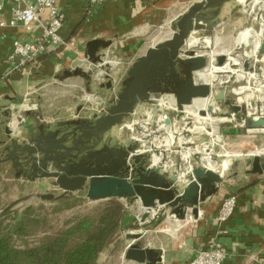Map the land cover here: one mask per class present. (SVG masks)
I'll return each mask as SVG.
<instances>
[{
	"label": "crops",
	"instance_id": "crops-1",
	"mask_svg": "<svg viewBox=\"0 0 264 264\" xmlns=\"http://www.w3.org/2000/svg\"><path fill=\"white\" fill-rule=\"evenodd\" d=\"M194 1L117 0L103 5H88L81 0H56L64 14L58 34L64 41L72 40L74 44L50 48L36 60L22 65L18 56H12L13 43L34 41L41 33L46 14L43 13L28 30L21 22L9 23L12 0H0V121H5L12 136L27 138L37 134L41 125L46 127L74 118L78 108L80 113L87 115L105 111L114 90L106 88L107 80L101 81L95 74L110 71L120 83L130 67L129 61L133 62L149 46L168 37L175 19ZM223 28L217 26L215 34ZM91 39L110 41L104 52L107 56L121 59V64L109 65L107 69L100 65L97 71L84 70L90 78L67 73L80 68L78 64L81 62L91 63L84 55L85 44ZM23 97H27V104L22 102ZM192 104L185 109L192 110L194 116L198 109H204L203 98H194ZM22 117L23 120L20 119ZM205 124L210 123H201ZM115 135L112 143L129 141L123 123ZM262 149L255 150L253 154L259 155ZM200 150L204 152L205 148ZM225 155L216 171L224 177L217 193L199 202L196 215L191 214V221L179 222L169 214V208L163 207L166 212L164 224L168 229L160 228L155 221L146 224L143 227L145 231L129 228L124 232L125 249L131 241L129 234L140 231L143 235H151L147 243L161 249V264H188L199 250L216 240L222 243L226 254L222 264L264 263V173H247L248 167L227 173L230 164L224 165L229 154ZM207 156H203V164L213 170L216 162L209 160L207 166ZM164 170L161 168L168 181L171 171ZM9 190L14 196L21 193L25 195L23 197L47 191L60 192L51 185L50 179L30 181L23 175L17 176L8 163H2L0 193ZM229 194L236 195V206L231 217L220 225L215 216L223 198ZM136 207L137 202H134L132 209H126L124 226L134 221L133 210ZM188 215L189 212L187 218Z\"/></svg>",
	"mask_w": 264,
	"mask_h": 264
},
{
	"label": "water",
	"instance_id": "water-1",
	"mask_svg": "<svg viewBox=\"0 0 264 264\" xmlns=\"http://www.w3.org/2000/svg\"><path fill=\"white\" fill-rule=\"evenodd\" d=\"M237 1L196 0L189 4L175 19L170 35L149 46L133 61L105 111L87 115L80 113L78 108L74 118L46 127L41 125L37 134L27 138L12 136L5 121H0V164L8 163L17 176L23 175L30 181L50 179L51 185L60 192L39 193L37 196L41 200H58L84 191L89 201L117 198L125 205L137 202L135 211L138 214H143L146 208L162 206L169 208V214L177 220H184L188 212L196 215L199 202L217 193L223 174L199 162L192 166L187 182L179 186L174 171L165 168L164 171H171L167 181L162 167L146 165L149 154L130 156L136 142L112 143V140L116 138L117 128L128 117L142 113L144 103L152 105L150 116L159 120L153 98L163 93H173L177 119L184 115L185 106L191 105L194 98L209 96L210 85L194 79L207 70L208 56L196 52L197 44H190L189 39L194 34L205 36L214 31ZM109 45L110 41L91 39L85 44L84 55L93 64L102 63L106 56L104 50ZM258 54H264V40ZM215 60L220 66L225 57L215 55ZM108 66L101 64V68ZM243 68L248 69L247 60ZM67 73L90 78L80 68ZM178 73L184 77L175 79ZM173 80L176 81L173 83ZM105 87L111 88V78L107 79ZM215 98L226 106L225 113L242 112V104L224 97L222 90ZM206 112L212 113V107L208 106ZM198 113L203 115L205 111ZM246 124L248 128H264V117L257 120L247 117ZM130 159L131 164L128 163ZM247 162L250 165L247 173H264L260 155H253ZM23 199L9 203L0 211V217ZM143 237L140 231L129 234L131 241L123 253L124 258L139 264H161V249L152 247Z\"/></svg>",
	"mask_w": 264,
	"mask_h": 264
},
{
	"label": "built area",
	"instance_id": "built-area-1",
	"mask_svg": "<svg viewBox=\"0 0 264 264\" xmlns=\"http://www.w3.org/2000/svg\"><path fill=\"white\" fill-rule=\"evenodd\" d=\"M81 1L85 2L88 5H103L108 2L117 0ZM259 11H262V14H260L259 17L261 23H264V10H260L258 8V11L255 13V15ZM43 13L46 14V18L43 22L40 35L34 41H14L13 43L12 56H18L19 62L22 65L36 60L40 55L48 51L50 48L61 44H74V41L72 40L64 41L58 34V29L62 25L64 20V14L57 5L56 0H12L11 19L9 23L15 24L17 22H21L26 29L30 30L32 23L34 21H37ZM216 38L217 36L215 35V39ZM263 40L264 38H262V40L259 41L255 46L257 55H259L258 50ZM198 46L199 44H197V47ZM247 46H251L252 48V42L248 43ZM197 47L195 48L196 52L207 54L208 68L213 65L218 67H223L224 65L230 66V69H217V73L220 76L228 75V78L225 81L220 82L214 80L209 83L211 91L209 96L205 98L207 100L208 106L212 107V113L216 112V110H219V105H221L219 104V102L222 101L217 100L215 98V94L222 90L224 93V97H231L235 100L236 103H240L243 106L242 112L229 113L230 117H225L226 120L232 119L236 121L235 125L246 126L247 117H250L253 120L264 117V111L262 110L264 100L260 99V88H264L263 64L260 61L254 59V57L250 54L244 56L241 64L228 60L224 55L225 61L222 65L219 66L216 63L215 55L222 54H210L209 52H201L200 50H197ZM237 55L239 54L234 53L232 57H235ZM245 60H247L248 62V69L243 68V62ZM104 63L111 66H116L118 64H121V59H115L110 57L109 55H106L102 63L93 64L81 62L78 65L85 71H97L99 66ZM132 63V61H129V65H131ZM250 71L256 74V79L252 78L253 76L250 74ZM238 74L241 75L240 78L238 77ZM95 75L98 77V79H101V81L111 78V87L114 90L112 91L113 95L117 93L120 87V83L119 81H116V79H114L110 71H105L104 73L103 71H100ZM106 75L107 78L105 77ZM232 77L233 80H231ZM194 79L196 78L194 77ZM229 82L231 83L228 84ZM232 84L233 86H231ZM236 88L240 89L241 95L243 96L246 94H250V99L248 100L244 97L240 98L239 100L237 92L234 91V89ZM168 97L172 99L171 103L168 101ZM153 99H155L157 103V112L160 115L159 120L150 116V112H153L152 105L144 103L143 111L141 114L136 116L131 115L130 117H128V123L123 122V126L127 130L128 140L137 143L136 148L131 151L130 156L135 154H149L150 159L149 161H147V164L149 166H159L164 169L166 168L174 171L175 175L177 176L176 183L179 186H182L189 179L192 166L199 162L203 164V155L207 154L208 157L213 160V144L215 143L214 138L217 137L216 132H218V129L217 131H213L209 124H205L203 125V127L198 129V132H196L194 130L196 129L195 126L197 125L196 117L192 115V113L187 112L185 108L184 115L181 118L177 119V107L172 92L163 93L159 97ZM161 100H163L167 105L162 104L160 102ZM22 102L24 104H27V97H23ZM192 105L193 104L185 107H191ZM221 108H223V112L225 113V106L222 105ZM199 110L205 111L204 109H198V111ZM20 119L23 120V117ZM166 119H169V122H166ZM257 129L259 128L247 127L246 131L249 133H261L254 132ZM182 143H189L193 146L191 148L187 147L186 152L182 153ZM201 148H205L204 152L200 150ZM185 154L187 155V157H184ZM176 155H178V158H174ZM155 157L158 158L157 161H155ZM131 162L132 160L130 159L128 163L131 164ZM236 202L237 197L235 194H229L223 198L215 216L218 224L223 225L231 217L234 207L236 206ZM163 212L164 210L162 206H155L146 208L143 214L137 213L138 215L136 216V219L138 220V224L140 225L139 230L145 231L143 230V227L146 224L155 221ZM192 219L193 216L191 214L188 215V218L186 214L184 220L178 221L188 223ZM219 232L222 233L224 232V230ZM225 257L226 254L222 243L216 240L209 247L199 250L188 264H222L225 260Z\"/></svg>",
	"mask_w": 264,
	"mask_h": 264
},
{
	"label": "rangeland",
	"instance_id": "rangeland-1",
	"mask_svg": "<svg viewBox=\"0 0 264 264\" xmlns=\"http://www.w3.org/2000/svg\"><path fill=\"white\" fill-rule=\"evenodd\" d=\"M245 1V2H244ZM243 2H236L231 10L225 16V23L221 26H224L223 30L220 33L215 34L214 31H211L205 36L210 37L211 44L209 47H202V44H199L197 50L201 52H210L218 51L224 52L228 51L231 48V56L234 53L239 55H248L251 50V46H247L244 44H238L236 41L241 37H245L247 42H254L255 37L250 29H244V27L251 26L252 24L255 29L259 28L261 20L260 14L262 11H258V6H254L253 11L249 10V6L251 5L252 0H244ZM248 5V6H247ZM243 10V11H242ZM248 15V16H247ZM252 16V17H251ZM256 17L254 21L251 19ZM242 18V19H241ZM245 18V19H244ZM259 18V19H258ZM236 21V22H235ZM246 21V22H245ZM253 22V23H252ZM236 24V25H235ZM249 24V25H248ZM238 26V27H237ZM174 24L171 26L173 29ZM257 27V28H256ZM242 28V29H241ZM216 29V28H215ZM244 29V30H243ZM197 36V34H194ZM215 35L217 36L215 40ZM203 37V36H202ZM235 39L234 44L233 41ZM218 44V45H216ZM214 45H216L214 47ZM233 46V47H232ZM235 51V52H234ZM247 58V57H246ZM202 73L198 74L197 78H200ZM234 77V75H233ZM233 77L231 80H233ZM229 82L228 84H230ZM233 86V84L231 85ZM237 89V88H236ZM234 89V91L236 90ZM219 110L211 113L213 117H227L229 113H224L222 105L223 102H219ZM225 106V105H224ZM226 108V106H225ZM187 112L192 113L193 111L190 109H186ZM219 115V116H218ZM202 119L196 118V126H201ZM125 123L129 122L127 118ZM236 121L232 119L223 120L218 123V132H216L217 137L214 138L215 143L213 144V160L218 162V167L222 164L223 159L226 157L225 153L229 154L228 158L230 159L229 169L227 173H229L232 169H243L244 167L250 168L247 160L253 157V153L255 150H260L264 148V132L261 133H249L246 131V126L235 125ZM194 124V123H193ZM195 126V127H196ZM203 126V125H202ZM217 131V126H215ZM126 130V129H125ZM183 148H181V152H186L187 147H192L193 145L181 144ZM262 149L260 152H263ZM174 158H178L176 155ZM260 160L264 162V154L260 155ZM14 188V186H11ZM8 190V189H7ZM13 192H15L13 190ZM57 193L56 191H53ZM25 196V195H23ZM20 193L18 196H14L12 191H4L0 193V211L4 209L9 203L12 201L23 197ZM119 200V199H118ZM103 200L98 201H89L84 191H77L73 194L66 197L65 200H41L37 195H31L24 197V199L17 204L12 210L8 211L4 216L0 217V228L4 229L10 227L18 218L21 216L28 217H38L39 224L36 225L34 232L28 235H13L11 238V243L16 247H24L26 245H34L38 242V240L44 234L43 231L48 233L57 231L60 228H63L65 224L68 222L75 221L77 217L82 216L83 214H90L93 209L99 205ZM121 201V200H119ZM122 202V201H121ZM123 203V202H122ZM124 204V203H123ZM125 205V204H124ZM126 209H132V205H125ZM134 209V208H133ZM134 221L131 226H123L121 230L118 231L117 235H115L105 246V248L99 253L96 264H130V260H126L123 256L125 245H126V237L124 236V232L131 228L132 230H139L140 225L138 224V220L136 216L138 215L135 210ZM6 216V217H5ZM166 217V212L162 213L156 220L155 224H159L160 228L164 230L168 229L165 227L166 224L164 218ZM149 225V224H148ZM151 237V235L145 234L142 239L147 242V239Z\"/></svg>",
	"mask_w": 264,
	"mask_h": 264
},
{
	"label": "trees",
	"instance_id": "trees-1",
	"mask_svg": "<svg viewBox=\"0 0 264 264\" xmlns=\"http://www.w3.org/2000/svg\"><path fill=\"white\" fill-rule=\"evenodd\" d=\"M125 212V205L117 198L105 199L90 214L63 228L43 231L36 244L16 247L12 236L28 235L40 222L38 217L21 216L10 227L0 228V264H96L99 253L124 226Z\"/></svg>",
	"mask_w": 264,
	"mask_h": 264
},
{
	"label": "bare ground",
	"instance_id": "bare-ground-1",
	"mask_svg": "<svg viewBox=\"0 0 264 264\" xmlns=\"http://www.w3.org/2000/svg\"><path fill=\"white\" fill-rule=\"evenodd\" d=\"M244 0H238V2H243ZM245 2V1H244ZM248 6V5H247ZM254 6H258V8L260 9V10H264V0H252L251 1V5L248 7L249 8V10L247 11V13L249 12V11H253V9H254ZM243 11V10H242ZM254 14H255V12H254ZM248 16V15H247ZM252 17V16H251ZM262 17V16H261ZM263 18V17H262ZM242 19V18H241ZM245 19V18H244ZM254 17L251 19L252 21H254ZM259 19V18H258ZM256 20V19H255ZM236 22V21H235ZM246 22V21H245ZM253 23V22H252ZM236 25V24H235ZM249 25V24H248ZM251 26H247V27H244V29H250V31H252L253 32V34H254V37H255V41L252 43L253 44V47L251 48V50H250V52H249V54L250 55H252L253 57H254V59H256V60H258V61H260L262 64H263V74H264V54H260V55H257V51H256V44L259 42V41H261L262 40V38H264V23H261V26H259V29L257 28V29H255L254 28V26L252 25V24H250ZM221 26V25H220ZM238 27V26H237ZM242 29V28H241ZM243 29V30H244ZM217 35V34H216ZM234 39V38H233ZM216 40V39H215ZM238 44H245V45H247L248 43H251V42H247L246 41V38L245 37H243V36H241L237 41H236ZM189 43L190 44H202V45H204V46H209L210 44H211V39H210V37H208V36H195V35H191L190 36V39H189ZM233 43L234 44H237V43H235V39H234V41H233ZM216 45H218V44H216ZM216 45H214V47L216 46ZM233 47V46H232ZM234 49V48H233ZM232 48L230 49V50H228V51H222V52H218V51H212L211 50V52H209L210 54H222V55H225L226 57H227V59L228 60H231L232 62H235V63H238V64H241L242 63V61H243V59H244V56H246L245 54H243V55H237V56H235V57H232V56H230V53H231V51L233 50ZM235 52V51H234ZM220 70V69H230V66L229 65H224L223 67L221 66V67H218V66H211V67H209V68H207V70L205 71V72H203L202 74H203V77H205L204 78V80L205 81H203L202 80V76L200 77V78H196V79H198V80H201V81H203V82H206V83H211L212 81H225L227 78H228V75H226V76H220L218 73H217V71L218 70ZM250 74L253 76L252 78H254V79H256L255 77H256V74L254 73V72H252V71H250ZM238 77L240 78L241 77V75L240 74H238ZM236 92H237V94H238V98H239V100H240V98H246V99H250V97H251V95L250 94H246V95H241V91H240V89L238 88V89H236L235 90ZM260 92H261V95H260V99H262V100H264V88H260ZM198 98H200V97H198ZM168 99V101L171 103L172 102V99L171 98H167ZM204 99V110L205 111H207V108H208V104H207V100H206V98H203ZM161 102H164L163 100H161ZM169 102H168V104H169ZM164 104H166V103H164ZM167 105V104H166ZM190 108V107H189ZM194 108V107H193ZM196 109V108H195ZM262 110L264 111V103H263V105H262ZM219 116V115H218ZM197 119H202L201 121L204 123V122H208L209 121V125L211 126V128H212V130L213 131H215L213 128H215V126H217V129H218V123L221 121H223V120H226V118L225 117H213V115L211 114V113H208V112H205V114H203V115H201V114H199L198 113V111H197V113H196V116H195ZM230 116H228V118H229ZM236 123V122H235ZM201 127H203L202 125L201 126H196V129H194L196 132H198V129H200ZM254 132H264V128H259V129H257V130H255ZM259 155H261V154H264V151L263 152H259L258 153ZM256 155V154H255ZM204 156V155H203ZM202 156V157H203ZM184 157H187V155L185 154L184 155ZM206 157V156H205ZM207 158H208V161H206V164H207V166H208V163L207 162H209V160L210 161H215V160H212V159H210L208 156H207ZM158 160V158H156L155 157V161H157ZM203 160H204V157H203ZM205 161V160H204ZM216 162V161H215ZM230 164V159H228V160H226V164L224 165V167H227L228 165ZM217 168H218V164H217V162H216V166H215V168L213 169V170H215V171H217ZM219 173H221V172H219ZM222 174V173H221Z\"/></svg>",
	"mask_w": 264,
	"mask_h": 264
},
{
	"label": "flooded vegetation",
	"instance_id": "flooded-vegetation-1",
	"mask_svg": "<svg viewBox=\"0 0 264 264\" xmlns=\"http://www.w3.org/2000/svg\"><path fill=\"white\" fill-rule=\"evenodd\" d=\"M183 77H184L183 74H181V73L179 74V73H178V74L176 75L175 79H181V78H183ZM175 81H176V80H173V83H174ZM171 83H172V82H171ZM163 85H164V84L162 83V86H163ZM166 85H170V84H166Z\"/></svg>",
	"mask_w": 264,
	"mask_h": 264
}]
</instances>
